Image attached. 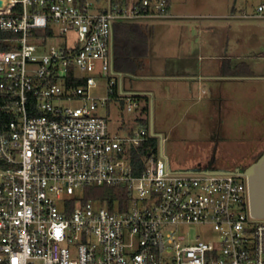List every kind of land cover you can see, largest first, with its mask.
<instances>
[{
    "label": "built area",
    "instance_id": "2783aa9c",
    "mask_svg": "<svg viewBox=\"0 0 264 264\" xmlns=\"http://www.w3.org/2000/svg\"><path fill=\"white\" fill-rule=\"evenodd\" d=\"M167 14L168 0L0 5V31L14 35L0 50V264H264V218L243 172L173 171L158 150L136 175L130 150L150 127L114 130L100 111L141 103L114 67L115 24ZM98 79L103 98L91 96ZM95 185H126L131 199L123 209L83 200ZM186 224L218 236L189 241Z\"/></svg>",
    "mask_w": 264,
    "mask_h": 264
},
{
    "label": "rangeland",
    "instance_id": "374dc122",
    "mask_svg": "<svg viewBox=\"0 0 264 264\" xmlns=\"http://www.w3.org/2000/svg\"><path fill=\"white\" fill-rule=\"evenodd\" d=\"M91 1L97 8L107 6V0ZM216 1L219 16L203 21L185 20L177 29H169L165 17L151 19L148 25L146 21L142 27L148 36L150 54L136 74L124 75L127 93L149 95V113L143 116L150 127L153 110L154 130L163 135L165 153L172 170L177 172L210 166L235 170L241 156L250 157L264 147V79L236 76L214 83L201 78V85L194 86L191 92L185 86L173 91L167 85L171 82L167 78L179 72L173 69L176 59L166 58L164 52L174 47L180 34L190 37L180 40L182 47L200 43L207 55L221 52L238 56L236 62L242 64L240 68L264 75V17L257 11L264 0ZM195 9L214 11L208 4ZM48 43L63 42L50 39ZM105 82L98 79L91 96H107ZM145 104L142 100L140 107L128 112L126 101H117L100 111L109 114L114 130L121 122L136 128L139 124L135 120L142 115ZM181 229L188 231L189 241L198 235L204 240L218 236L211 225L186 224Z\"/></svg>",
    "mask_w": 264,
    "mask_h": 264
},
{
    "label": "trees",
    "instance_id": "16d2710c",
    "mask_svg": "<svg viewBox=\"0 0 264 264\" xmlns=\"http://www.w3.org/2000/svg\"><path fill=\"white\" fill-rule=\"evenodd\" d=\"M13 34H6L0 31V50L11 48V44L7 40L12 38ZM149 42L148 36L145 33L142 25L138 21L124 22L120 21L115 24L114 30V67L116 72L123 75H134L137 71L143 68V59L148 55ZM240 64L233 68L222 69L224 75L242 76L254 75L255 72L246 67L240 68ZM244 65H247L246 63ZM139 101H145L146 104L141 109V116H138L136 121L148 124L143 114L149 113L150 97L146 94H133ZM124 101V100H121ZM159 138L151 135L148 140L140 146L132 147L130 150L131 162L136 175L146 167L145 155L148 153H158ZM83 200L95 199L101 202H106L112 207L123 209L131 199V193L126 185H101V186H86L83 188Z\"/></svg>",
    "mask_w": 264,
    "mask_h": 264
},
{
    "label": "crops",
    "instance_id": "0c3cea01",
    "mask_svg": "<svg viewBox=\"0 0 264 264\" xmlns=\"http://www.w3.org/2000/svg\"><path fill=\"white\" fill-rule=\"evenodd\" d=\"M111 0H107V6L109 5V2ZM125 2H131L135 0H122ZM209 5L211 9H214V11H202L199 9L197 11L195 8L203 7L206 5ZM106 6V7H107ZM190 9V10H188ZM217 1L216 0H168V14L165 16L167 19L166 24L169 29H177L182 27L183 24L181 22L188 20H197V21H203V19L209 17H217L220 14L217 13ZM154 21V18H146L139 20L138 22L141 25L149 24V21ZM155 26H159L156 24ZM200 33V32H199ZM177 35L174 34V37L177 38ZM190 35V34H185ZM199 35V34H198ZM191 36V35H190ZM190 38L189 36H184L180 34V36L174 41V47H171L167 49L166 52H164L166 58H170L176 61L173 65L175 67L174 70H178L176 72V75L169 76L167 79H169L171 82L168 87L172 88L173 91H177L180 86H185L186 89L191 92L192 88L196 85H201V78L202 79H210L213 80L214 83L219 82L223 79H232V77H228V75H224L222 72L223 67L226 68H233L234 66H237L236 58L234 55H230L228 53H221L218 52L217 54H209L205 52V47H202L200 43H197L196 45L188 46V47H182L180 46V40ZM150 52H148V55L146 58H148ZM145 58V61H146ZM144 60V59H143ZM171 60V61H173ZM146 65V62H145ZM192 72V73H189ZM124 83V82H123ZM125 88V87H124ZM214 94L216 93L215 89H212ZM125 92L127 93V90L125 89ZM131 94V93H129ZM135 94V93H134ZM148 95V94H146ZM205 169H208L205 168Z\"/></svg>",
    "mask_w": 264,
    "mask_h": 264
},
{
    "label": "water",
    "instance_id": "95a60500",
    "mask_svg": "<svg viewBox=\"0 0 264 264\" xmlns=\"http://www.w3.org/2000/svg\"><path fill=\"white\" fill-rule=\"evenodd\" d=\"M118 74L120 76L121 86H123L124 75L123 73H120V72ZM150 133L151 135L159 138V143H160L159 153L161 157H163L166 160V162L169 163L168 157L164 150V137L161 133H156L154 130V120H153V110L152 109H151ZM196 171H202L205 173L243 172L248 178L251 212L256 217L264 218V152L256 161L250 164L243 171H241L239 168L235 170L208 168V169H192L188 171H178V172H196Z\"/></svg>",
    "mask_w": 264,
    "mask_h": 264
},
{
    "label": "flooded vegetation",
    "instance_id": "af4514ba",
    "mask_svg": "<svg viewBox=\"0 0 264 264\" xmlns=\"http://www.w3.org/2000/svg\"><path fill=\"white\" fill-rule=\"evenodd\" d=\"M257 77L260 79H264V75H256V73L254 75H242L239 76V78L241 77ZM228 77H232L235 78L236 76H228ZM264 152V147L257 153L252 154L250 157H248L247 155L245 156H241L239 158L238 163L235 165V169L239 168L241 171H243L245 168H247L250 164H252L254 161H256ZM210 168H213L212 166H210ZM215 169V168H213Z\"/></svg>",
    "mask_w": 264,
    "mask_h": 264
},
{
    "label": "bare ground",
    "instance_id": "6f19581e",
    "mask_svg": "<svg viewBox=\"0 0 264 264\" xmlns=\"http://www.w3.org/2000/svg\"><path fill=\"white\" fill-rule=\"evenodd\" d=\"M5 2V0H0V5L3 4Z\"/></svg>",
    "mask_w": 264,
    "mask_h": 264
}]
</instances>
